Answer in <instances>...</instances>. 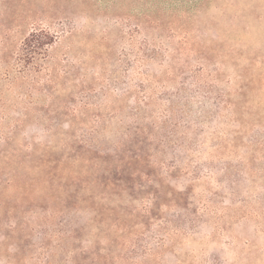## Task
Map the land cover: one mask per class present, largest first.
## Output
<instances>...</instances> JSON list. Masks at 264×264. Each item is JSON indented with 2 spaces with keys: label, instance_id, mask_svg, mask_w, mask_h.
Here are the masks:
<instances>
[{
  "label": "rangeland",
  "instance_id": "obj_1",
  "mask_svg": "<svg viewBox=\"0 0 264 264\" xmlns=\"http://www.w3.org/2000/svg\"><path fill=\"white\" fill-rule=\"evenodd\" d=\"M134 1L0 0V132L15 131L9 145L0 139V264H264V176L241 179L238 195L224 203L234 212L240 209L226 219L224 232L216 235L211 222L191 233L185 211L193 206L191 197L183 196L184 179L161 183L144 156L149 141L126 140L142 120L150 129V109L139 119L144 113L138 108ZM246 1L252 11L244 23L223 27V40L205 34L214 62L219 53L230 63L222 86L228 91L229 85L237 87L239 72L228 49L264 59V0ZM39 29L59 37L45 68L12 79L23 40ZM258 68L263 86L250 83L240 99L249 114L263 117L264 131V67ZM165 84L167 98L178 84ZM86 133H93L86 137L97 148L122 143L116 161L87 154L78 140ZM49 146L58 149L45 157L42 151ZM157 190L152 215L150 199ZM146 208L147 214L140 211ZM62 216L90 226L78 240L65 238L58 252ZM106 227L109 235L98 244V228ZM85 241L91 247L80 256ZM104 248L114 257H103Z\"/></svg>",
  "mask_w": 264,
  "mask_h": 264
},
{
  "label": "trees",
  "instance_id": "obj_2",
  "mask_svg": "<svg viewBox=\"0 0 264 264\" xmlns=\"http://www.w3.org/2000/svg\"><path fill=\"white\" fill-rule=\"evenodd\" d=\"M250 10V3L246 0L134 1L132 19L137 35L135 57L142 94L138 108L144 113L139 119H145L146 110L150 109V129L147 123L141 125V122H147L146 119L142 120L133 135H126V140L141 136L145 143L149 141L150 152L145 151L144 156L150 157V167L155 169L161 183L176 176L184 179L183 196L187 199L191 197L190 204L193 206L192 210L185 211L190 224L187 230L191 233L196 230L193 232V228L198 229L200 225L211 222L215 223L216 235L224 232L222 225H226V219L235 218L240 210L234 212L224 203L238 195L237 187L242 183L241 179L256 174V178L261 180L264 176L263 117L249 114L246 103L240 99L246 95L250 83L256 85L258 80L259 85L263 86L259 80L262 74L255 71L258 67H264V59L247 55L243 50L237 52L228 49L227 53L233 57L231 65L239 68L236 78L238 85L235 89L233 84L229 85L231 90L228 91L222 86L227 84L225 71L230 63L220 60L219 53L214 62V50L207 45L208 39L205 37L206 31H209L216 41L223 40L221 31L228 27L233 29L232 25L236 23H244ZM239 37L236 34L233 38L239 40ZM58 39V35L45 29L31 32L16 54L14 66L17 74L12 79L27 77L32 71L40 73L47 64L49 49ZM152 67L159 70L155 72L150 69L149 72L148 69ZM170 81L178 85L176 92L166 98L163 97L166 91L164 86L165 82ZM160 82H163L161 86ZM242 110L251 115L249 119H246L245 112L241 115ZM215 122L218 125L211 126ZM203 125L210 129H202ZM149 130L150 135L147 134ZM14 133V130L5 134L0 132L4 145L11 143ZM87 135L89 137L93 133L83 134L78 139L87 154L93 153L102 161H116L122 143L119 142L113 149L97 148L88 141ZM57 149L55 146L44 147L43 156L51 157ZM69 174L73 175L72 171ZM157 192L151 195L150 214L155 208ZM120 196L123 197L122 194ZM140 211L145 214L149 212L147 208ZM78 219L70 221L65 216L62 218L58 230V252L62 251L65 238L75 241L80 239L82 233H88L90 224H78ZM109 230L110 227L105 230L98 228V244L106 232L109 235ZM82 243L85 246L81 247L80 256L88 254L87 250L91 247L88 241ZM104 250L103 257H114L111 248ZM155 251L150 248V252ZM70 252L75 255V251ZM75 257L70 258V262Z\"/></svg>",
  "mask_w": 264,
  "mask_h": 264
}]
</instances>
